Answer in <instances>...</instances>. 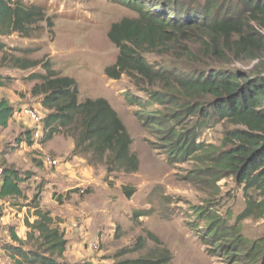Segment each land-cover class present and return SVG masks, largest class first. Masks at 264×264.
Listing matches in <instances>:
<instances>
[{"label":"trees","instance_id":"trees-1","mask_svg":"<svg viewBox=\"0 0 264 264\" xmlns=\"http://www.w3.org/2000/svg\"><path fill=\"white\" fill-rule=\"evenodd\" d=\"M112 1L132 8L137 17H125L111 24L107 37L118 54L115 62L104 68V74L118 80L126 73L159 86L146 92L147 102L167 106L170 113L147 115L150 124L162 128L171 122L179 126L184 116L194 119L190 127H169L165 137L168 154L181 159L197 154L209 164L206 171L215 179L234 176L247 195L246 211L240 217L248 216L251 209H258L264 216V73L258 67L253 71L169 63L157 67L143 56V52L167 47L166 43L173 39L196 36L199 49L190 47L178 57L224 61L231 54L235 59H254L264 53V35L253 26L257 22L264 28V0ZM44 11L43 5L26 0H0V66L21 70L40 66L42 70L30 72L25 80L35 81L31 94L40 97L46 110L42 120L43 141L68 129L74 137L72 155L90 154L100 162L104 159L108 172L136 171L138 159L131 152L132 138L106 99L79 100L77 82L54 69L49 60H27L9 53L8 50L17 49L10 48L2 38L13 34L29 37L35 24L45 19ZM10 79L0 75V86ZM133 100L128 102L133 104ZM17 111L0 97V127L5 128ZM211 121L233 125L224 132V147L217 151L197 140L196 130ZM30 133L32 129L23 133L28 143H31ZM28 178L26 173L2 163L0 199L21 194L20 184ZM74 191L78 189L68 192ZM251 191L254 197L249 196ZM35 200L36 196L31 202ZM35 214L37 219L26 224L38 232L36 248L24 250L20 239H16L20 245L12 247L10 258L14 264H59L57 258L62 256L67 244L64 233L52 225L48 211L36 208ZM198 216L208 222L206 238L217 244L231 263L242 259L249 264H264V236L248 245L238 228L223 224L219 216L202 211ZM225 239L229 243H220ZM167 261L166 256H144L116 264H167Z\"/></svg>","mask_w":264,"mask_h":264},{"label":"rangeland","instance_id":"rangeland-1","mask_svg":"<svg viewBox=\"0 0 264 264\" xmlns=\"http://www.w3.org/2000/svg\"><path fill=\"white\" fill-rule=\"evenodd\" d=\"M26 1L43 5L45 19L35 24L29 37L16 34L7 37L5 43L17 49L8 50L9 53L27 60H49L54 69L77 82L79 100L106 99L132 138L131 152L138 159L136 171L116 169L108 172L104 159L100 162L90 154L75 156L84 160L89 168L86 176L89 182H79L75 189H78L79 199H88L85 212L93 218V238L84 243V249L91 247V252L77 257L72 252L74 249L69 248V254L57 258L58 263L116 264L125 259L166 256L167 264H249L242 259L231 263L222 254V249L206 238L208 222L198 216L199 211L219 216L223 224L237 227L248 245L263 237L264 216L258 209H251L248 216L240 217L247 206V195L242 186L234 176L215 179L209 175L206 171L209 164L200 160L197 154L183 159L168 154L165 137L169 127H190L194 119L184 116L179 126L171 122L162 128L150 124L147 115L170 113L167 106L147 102L146 92L159 86L126 73L118 80L104 74V68L112 65L118 54V49L107 37L111 24L125 17L136 18L137 13L112 0ZM253 26L264 35V28L257 22H253ZM197 39L196 36L173 39L166 43L167 47L143 52V56L157 67L167 63L189 67L224 66L247 71L258 67L257 70L264 73V53L254 59H235L228 54L224 61L178 57L190 47L198 50ZM5 66H0V75L11 76L13 80L0 87V95L11 98L20 94L19 97L24 98L20 108L33 105L44 116L45 109L40 108L38 98L30 94L35 81L25 80L30 72L42 71L40 66L21 73ZM131 98L133 104L128 102ZM24 119L30 124L27 118ZM19 126L23 130L26 128L21 121ZM232 127L224 121H211L196 130L199 133L197 140L217 151L224 147V132ZM22 132H4L0 142V167L3 163L26 173L29 178L22 186L23 191L38 199L44 188L42 182L46 180L40 179L43 171L36 168L37 161L43 163L42 158L49 156L58 161V166L72 160V152L67 153L66 149L74 137L66 129L55 133L51 140L43 141V133L39 140H32L39 148L23 150L17 140ZM57 152L60 153L58 156L55 155ZM45 166L48 172L55 167ZM249 196L254 197L252 191ZM225 240L220 243H229ZM124 250L127 252L121 254Z\"/></svg>","mask_w":264,"mask_h":264},{"label":"crops","instance_id":"crops-1","mask_svg":"<svg viewBox=\"0 0 264 264\" xmlns=\"http://www.w3.org/2000/svg\"><path fill=\"white\" fill-rule=\"evenodd\" d=\"M7 37L2 38L4 42ZM8 69L15 70L19 73L26 71L18 68ZM10 80H13V78L11 77ZM19 95H17V97L13 96L11 98L1 95L0 97H4L11 106L19 109L21 106L20 102L22 101V99H24H21ZM27 96H29V94ZM33 97L38 98L37 104L38 106H40V108H42L40 97ZM19 116L22 115H17V113H15L9 119L8 124L5 128L0 127V142L5 136L4 132H6V130H9V132L12 134L20 133L22 131V133H24L26 130H31L32 123L27 119L30 122L29 124L24 119L26 117L22 116L21 118ZM20 121L26 127L24 130L20 129ZM26 138L27 136L25 134L20 135L21 140L18 144L20 148L22 147L23 150H35L36 148H39V145L35 144L32 141L33 139L31 138V133L29 138L32 144H27L26 146L25 142L28 143ZM52 138L53 137H51L49 140H51ZM1 148L2 145L0 144V157L2 155ZM62 148H64V146ZM73 148L74 141L68 144L66 152H72ZM59 154L60 153L57 152L55 155L58 156ZM73 156L74 157L72 160H67L65 162L59 163L58 166L53 167L49 170V172L45 169L46 166L43 163L37 161L38 165L36 166V168L43 171L41 172L40 179L44 178V180L46 181L42 182L44 184V188L40 193V198L38 197L37 199L36 197V200L33 203L31 202V200L34 195L32 196L31 194L23 191L22 186L26 183L25 181L20 184V188L22 190L21 194L17 196L11 195L0 199V217L2 218V221L0 222V264H14L12 259L10 258V253L12 251V247H19L20 245V243L18 242L19 240L16 239H20V247H22L24 250L36 248L38 244L37 242H39V239L37 238L38 232L32 230L26 224L33 223L37 219V215L35 214L36 208L48 211L49 215L53 218L52 225L58 227L61 231H63L64 238L67 240V244L62 256L67 255V253L69 254V248L74 249L72 252L77 257L83 255L84 252L90 254L91 247L84 249V243L88 239L93 238V218L87 212H85L88 199H79V193H77L76 191L68 192L72 189H75V187H78L79 182H89L88 180H86L89 168L84 164V160L76 158V155ZM66 196L67 199H65ZM70 243L72 244L71 246Z\"/></svg>","mask_w":264,"mask_h":264},{"label":"built area","instance_id":"built-area-1","mask_svg":"<svg viewBox=\"0 0 264 264\" xmlns=\"http://www.w3.org/2000/svg\"><path fill=\"white\" fill-rule=\"evenodd\" d=\"M16 113H20L33 124L31 138L35 141L39 140L43 135L42 120L44 116H42L33 106L20 108ZM42 162L43 164L51 167L58 164V161L56 159L50 158L49 156L42 158ZM1 221L2 218L0 217V222ZM92 247L96 248V245L92 244Z\"/></svg>","mask_w":264,"mask_h":264}]
</instances>
